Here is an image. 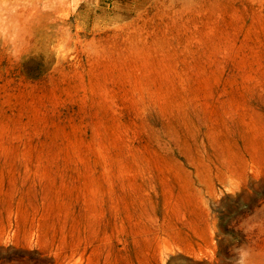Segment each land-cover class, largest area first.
Returning a JSON list of instances; mask_svg holds the SVG:
<instances>
[{"label":"rangeland","instance_id":"rangeland-1","mask_svg":"<svg viewBox=\"0 0 264 264\" xmlns=\"http://www.w3.org/2000/svg\"><path fill=\"white\" fill-rule=\"evenodd\" d=\"M0 264H264V0H0Z\"/></svg>","mask_w":264,"mask_h":264}]
</instances>
